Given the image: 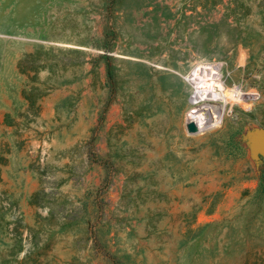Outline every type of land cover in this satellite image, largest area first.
I'll use <instances>...</instances> for the list:
<instances>
[{"label": "rangeland", "instance_id": "obj_1", "mask_svg": "<svg viewBox=\"0 0 264 264\" xmlns=\"http://www.w3.org/2000/svg\"><path fill=\"white\" fill-rule=\"evenodd\" d=\"M262 148L264 0H0V264H264Z\"/></svg>", "mask_w": 264, "mask_h": 264}, {"label": "bare ground", "instance_id": "obj_2", "mask_svg": "<svg viewBox=\"0 0 264 264\" xmlns=\"http://www.w3.org/2000/svg\"><path fill=\"white\" fill-rule=\"evenodd\" d=\"M218 71L219 65H204L194 68L190 74L182 75L191 86L190 104H198L186 117V122L195 123L197 132L219 124L224 118L225 105L231 101L239 102L240 97L245 94L236 88L228 90ZM201 101L203 103L199 105Z\"/></svg>", "mask_w": 264, "mask_h": 264}, {"label": "water", "instance_id": "obj_3", "mask_svg": "<svg viewBox=\"0 0 264 264\" xmlns=\"http://www.w3.org/2000/svg\"><path fill=\"white\" fill-rule=\"evenodd\" d=\"M186 128H187V131L190 133L197 132L196 125L193 121L186 122ZM261 152L264 154V148L261 149Z\"/></svg>", "mask_w": 264, "mask_h": 264}, {"label": "trees", "instance_id": "obj_4", "mask_svg": "<svg viewBox=\"0 0 264 264\" xmlns=\"http://www.w3.org/2000/svg\"><path fill=\"white\" fill-rule=\"evenodd\" d=\"M107 73H108V75L110 76V71H108Z\"/></svg>", "mask_w": 264, "mask_h": 264}]
</instances>
